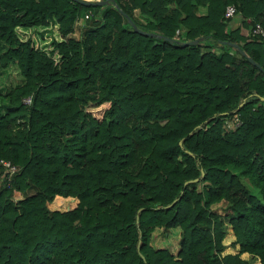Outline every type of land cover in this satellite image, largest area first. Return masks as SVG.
I'll list each match as a JSON object with an SVG mask.
<instances>
[{
    "label": "trees",
    "instance_id": "1",
    "mask_svg": "<svg viewBox=\"0 0 264 264\" xmlns=\"http://www.w3.org/2000/svg\"><path fill=\"white\" fill-rule=\"evenodd\" d=\"M255 23L264 0H0V67L20 75L1 104L0 264H264ZM176 227L175 253L150 244Z\"/></svg>",
    "mask_w": 264,
    "mask_h": 264
},
{
    "label": "rangeland",
    "instance_id": "2",
    "mask_svg": "<svg viewBox=\"0 0 264 264\" xmlns=\"http://www.w3.org/2000/svg\"><path fill=\"white\" fill-rule=\"evenodd\" d=\"M77 30L73 29V35L77 36ZM20 81V75L18 74L17 67L15 64H7L5 67H0V114L2 113V107L1 104L6 102L5 93L9 87L14 85ZM25 102H27V98L23 99ZM75 201L66 199H57L55 196L46 203L47 207L50 209H58V210H64L68 209L69 207L73 206V202H77V199L73 197ZM70 201V202H69ZM57 202V203H56ZM76 204V203H75ZM223 203L217 202L211 205V209L217 213L224 214L223 211ZM178 232L179 229L171 228L166 232H163L161 228H155L152 231L151 238H150V244L154 247H166L168 248L172 253H175L178 245ZM225 244L228 243L229 236L228 234L225 236ZM225 250H230L229 247H227Z\"/></svg>",
    "mask_w": 264,
    "mask_h": 264
},
{
    "label": "built area",
    "instance_id": "3",
    "mask_svg": "<svg viewBox=\"0 0 264 264\" xmlns=\"http://www.w3.org/2000/svg\"><path fill=\"white\" fill-rule=\"evenodd\" d=\"M233 12H234V10H233L232 5H226L224 7L223 16L228 17V16L232 15ZM84 16H86V15H84ZM249 32L251 34L260 35V36L264 37V28H262L258 23L253 24L251 26ZM27 100H28V98H27ZM239 122H240V120L238 118V114L235 112L231 116L224 118L223 125L226 129H232L236 125H238ZM0 164L3 165L5 168H7L9 172H11L14 169L13 165H10L7 160L0 159ZM1 178H2V173L0 175V180H1Z\"/></svg>",
    "mask_w": 264,
    "mask_h": 264
},
{
    "label": "water",
    "instance_id": "4",
    "mask_svg": "<svg viewBox=\"0 0 264 264\" xmlns=\"http://www.w3.org/2000/svg\"><path fill=\"white\" fill-rule=\"evenodd\" d=\"M83 4H100V3H105V2H107V1H109V0H94V1H92V0H80ZM126 19H127V22L136 30V31H138V32H141V33H144V31L143 30H141V29H139V28H137L135 25H134V23L131 21V19L129 18V17H126ZM197 41V39H193V40H190V41H187L186 43H190V42H196ZM234 46H236L237 47V45L236 44H234ZM242 52V51H241ZM248 60L250 61V62H253V60L251 59V58H249L248 57Z\"/></svg>",
    "mask_w": 264,
    "mask_h": 264
},
{
    "label": "crops",
    "instance_id": "5",
    "mask_svg": "<svg viewBox=\"0 0 264 264\" xmlns=\"http://www.w3.org/2000/svg\"><path fill=\"white\" fill-rule=\"evenodd\" d=\"M56 197V196H55ZM68 197H70V196H68ZM74 201H75V199L73 198V197H71ZM60 199H63V197L62 196H60ZM70 202V201H69ZM75 203L76 202H73V206L75 205ZM73 206H71V207H73ZM71 207H69V208H71Z\"/></svg>",
    "mask_w": 264,
    "mask_h": 264
}]
</instances>
